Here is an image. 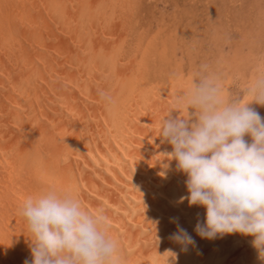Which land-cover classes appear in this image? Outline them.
Wrapping results in <instances>:
<instances>
[{"label": "bare ground", "instance_id": "1", "mask_svg": "<svg viewBox=\"0 0 264 264\" xmlns=\"http://www.w3.org/2000/svg\"><path fill=\"white\" fill-rule=\"evenodd\" d=\"M136 4L0 0V264L31 260L20 209L53 188L102 212L119 264H167L168 250L174 264H264L252 236L194 231L206 209L180 202L187 177L160 137L170 111L189 118L175 102L193 82L147 61L146 39L133 38ZM250 107L264 117V106ZM177 223L196 241L187 251L169 239Z\"/></svg>", "mask_w": 264, "mask_h": 264}, {"label": "clouds", "instance_id": "2", "mask_svg": "<svg viewBox=\"0 0 264 264\" xmlns=\"http://www.w3.org/2000/svg\"><path fill=\"white\" fill-rule=\"evenodd\" d=\"M99 95L106 104L114 103L106 92ZM244 96L225 101L217 77L194 80L175 102L176 109L187 108L189 118L173 116L179 113L173 110L162 122L161 143L172 146L162 155L175 160L177 171L187 177L188 195L180 202L187 199L189 206L206 209L204 221L195 225L196 234L208 240L234 233L252 236L258 259L264 261V117L250 107L264 106V72ZM20 215L32 235V258L24 264H119L118 241L109 235L106 217L84 210L71 194L53 188L29 197ZM169 239L182 245V251L196 245L178 223ZM165 253L171 254L167 264H174L176 254Z\"/></svg>", "mask_w": 264, "mask_h": 264}, {"label": "rangeland", "instance_id": "3", "mask_svg": "<svg viewBox=\"0 0 264 264\" xmlns=\"http://www.w3.org/2000/svg\"><path fill=\"white\" fill-rule=\"evenodd\" d=\"M136 5L133 38L146 39L147 61L159 60L192 82L217 77L226 85L225 101L244 96L258 64L264 66V0H138Z\"/></svg>", "mask_w": 264, "mask_h": 264}]
</instances>
